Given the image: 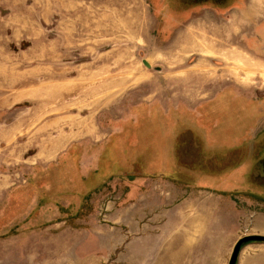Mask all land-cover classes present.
Wrapping results in <instances>:
<instances>
[{"label":"rangeland","instance_id":"rangeland-1","mask_svg":"<svg viewBox=\"0 0 264 264\" xmlns=\"http://www.w3.org/2000/svg\"><path fill=\"white\" fill-rule=\"evenodd\" d=\"M225 88L264 96V0H0V264H228L264 112L227 136Z\"/></svg>","mask_w":264,"mask_h":264},{"label":"crops","instance_id":"crops-1","mask_svg":"<svg viewBox=\"0 0 264 264\" xmlns=\"http://www.w3.org/2000/svg\"><path fill=\"white\" fill-rule=\"evenodd\" d=\"M261 29L260 26H258V31ZM258 38V36H256V39ZM254 40V39H253ZM257 40L251 41L248 40V43H252V45H257ZM254 54L257 55L258 57H261L262 55H259L258 53H256V51H254ZM263 58V57H262ZM259 88H257L258 90ZM255 89H250V90H234V89H222V93L226 92L228 93H235L237 96H239V100L236 101H228V96L227 98H225L224 100L222 99V101L220 103L218 102H212V100L209 102V105L213 104V108L214 109H223L227 112L228 116L231 115H236V120H234V122H229L228 125H230L228 128L226 127V130H223L227 136L229 137H233L234 135H240V139L241 140H251L254 139L253 135H255V131H258L259 129V125L261 124V121L258 123L257 126V130L254 128V126L257 124V120L255 119L256 115H259V113H263L264 112V106H262L260 103L262 102V98H264L263 95H260L259 90L257 91ZM248 94H253L255 96L252 97H256L255 101L249 100L248 98ZM230 97V96H229ZM251 97V98H252ZM262 97V98H261ZM217 98V97H216ZM212 102V103H211ZM257 102V106H253V104ZM250 105V107L248 108V106ZM204 110L206 111V109L208 108L207 106H204V103H202ZM247 109H245L246 107ZM180 105L177 106V109L180 110ZM186 111H187V123H192V117H195V120L197 121V125L199 126L200 129L204 130L206 134H216V132L220 129V131H222V124L223 122L218 119H212V120H207V118H205V116H195V112H196V106L194 105L193 107L189 106H185ZM253 108V109H252ZM252 109V111H251ZM194 112V113H191ZM260 113V114H261ZM175 117V116H174ZM171 118L170 123L174 124L176 122H179L178 119L175 118ZM258 117V116H257ZM164 117H162L163 120ZM264 119V118H263ZM196 125V124H195ZM234 133V134H233ZM240 133V134H239ZM230 134V135H228ZM191 218V220L194 221H199L200 217L199 216H193V215H189V218ZM204 221L207 220L206 217L203 216ZM204 227L208 226L207 224H203ZM201 229V228H200ZM247 229V228H246ZM243 236H247L250 235V233H241ZM241 235V236H242ZM252 235H261L264 236V228H261L259 230H257L255 233H253ZM239 236V238L241 237ZM238 238V240H239ZM237 240V241H238ZM237 264H264V243H251V244H246L245 246L242 247Z\"/></svg>","mask_w":264,"mask_h":264},{"label":"water","instance_id":"water-1","mask_svg":"<svg viewBox=\"0 0 264 264\" xmlns=\"http://www.w3.org/2000/svg\"><path fill=\"white\" fill-rule=\"evenodd\" d=\"M144 64L147 67H150L147 62H144ZM254 242L264 243V236H261V235H247L245 237L240 238L236 242V244H235V246H234V248L232 250V253H231V256H230V260H229L228 264H237V261H238V258H239V255H240L242 247L245 246L246 244L254 243Z\"/></svg>","mask_w":264,"mask_h":264},{"label":"bare ground","instance_id":"bare-ground-1","mask_svg":"<svg viewBox=\"0 0 264 264\" xmlns=\"http://www.w3.org/2000/svg\"><path fill=\"white\" fill-rule=\"evenodd\" d=\"M9 86V85H8ZM14 85L11 84V88L10 89H13Z\"/></svg>","mask_w":264,"mask_h":264},{"label":"flooded vegetation","instance_id":"flooded-vegetation-1","mask_svg":"<svg viewBox=\"0 0 264 264\" xmlns=\"http://www.w3.org/2000/svg\"><path fill=\"white\" fill-rule=\"evenodd\" d=\"M258 164H259V161H258Z\"/></svg>","mask_w":264,"mask_h":264}]
</instances>
